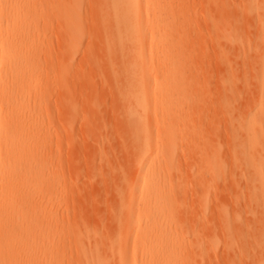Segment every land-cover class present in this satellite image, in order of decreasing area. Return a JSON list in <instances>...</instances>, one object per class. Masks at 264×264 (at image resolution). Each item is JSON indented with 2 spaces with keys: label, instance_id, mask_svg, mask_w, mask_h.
Returning a JSON list of instances; mask_svg holds the SVG:
<instances>
[{
  "label": "bare ground",
  "instance_id": "1",
  "mask_svg": "<svg viewBox=\"0 0 264 264\" xmlns=\"http://www.w3.org/2000/svg\"><path fill=\"white\" fill-rule=\"evenodd\" d=\"M248 1L246 12L258 16L262 29L260 59L263 73L257 101L261 112L250 117L245 126L234 127V132L241 134L243 141L231 158L232 166H239V171L244 167L240 177H245L250 197L255 199L258 194L264 195V0ZM74 2L77 1H52L56 18L58 22L60 18L64 19L65 33L69 37L82 31L81 22L74 19ZM227 7L223 12L230 10L235 14L238 11L234 2ZM36 8L29 0L0 2V264H62L66 246L75 251L78 264L202 263L213 244L206 247L194 232L192 242L184 235L180 219L183 210L181 187L179 182L175 183L172 174L177 156L176 140L180 133L173 99L184 77L181 64L174 56L179 34L171 9L167 8L165 0L96 1L94 26L106 51L103 64L117 89L118 109L131 140L132 151L129 153L134 150L139 154L128 172L129 175L132 173L131 177L126 171L122 178L123 174L120 175L121 185L112 183L117 187L115 194L119 199L111 211L112 221L117 222L118 227L112 236H102L98 229L89 230L86 224L88 227L78 228L75 222L76 225L68 220L63 204L70 181L65 186L63 175L60 174L59 180L58 170L48 166L46 141L51 130L46 127L43 117L48 95L46 91L36 92L47 80L36 64V56L24 54L30 47L27 39L35 35L28 23ZM232 34L229 32L227 38L220 33L217 41H222L217 42L218 47L226 41L229 47L232 46L230 43H236ZM58 65L60 68V61ZM153 71L156 77L149 83L146 76ZM233 80L232 76L227 79L230 93ZM153 121L157 126L156 133L151 126ZM103 151L99 153L102 155ZM217 154L218 149L212 147L201 155L200 168L210 173V177L216 172L222 173ZM101 155L99 159L104 164ZM71 188L68 189L71 191ZM45 189L49 194H42ZM59 209L62 211L58 240L60 252L54 253L53 250L50 252V246L55 242L50 236L51 228H47L46 233L44 230L38 233L34 220L38 214L52 215ZM257 213L264 215V201L258 211H254ZM233 221L241 222L240 216H234ZM224 224L226 230H231L227 218ZM81 228L85 230L80 231ZM226 248L230 252L236 250L231 237H228ZM241 250L237 252L239 256L243 254V258L254 251L248 253L244 250L242 253ZM239 256L233 257L236 260ZM235 260L233 262L237 264ZM258 264H264V260Z\"/></svg>",
  "mask_w": 264,
  "mask_h": 264
},
{
  "label": "rangeland",
  "instance_id": "2",
  "mask_svg": "<svg viewBox=\"0 0 264 264\" xmlns=\"http://www.w3.org/2000/svg\"><path fill=\"white\" fill-rule=\"evenodd\" d=\"M3 1L6 0H0ZM29 1L37 6L28 23L35 35L27 39L30 47L24 54L36 56V64L47 80L36 89L37 93L46 91L48 95L43 114L46 127L51 130L46 141L49 147L46 159L50 168L58 170L59 180L60 174L63 175L65 186L70 181V187H66L78 192L74 195L72 190H65L63 209L68 212L65 216L78 228L86 224L89 230L98 229L102 236H112L118 227L112 213L119 200L114 186L122 184L120 175L123 174L122 178L126 171L129 175L131 164H135L139 154L134 150L129 153L131 140L119 111L117 89L103 64L106 51L95 28L98 0H67L77 1L72 3L73 15L82 24V31L75 37L66 35L64 19L60 18L58 22L52 3L66 0ZM165 2L174 14L179 34L174 56L181 64L184 77L173 99L180 133L176 140V161L172 166L175 183L179 182L181 187L183 233L190 242L194 232L206 247L213 244L206 259L197 264H236L233 261L239 256V249L242 253L254 251L245 254L244 258L243 254L239 256L243 259L236 257L237 264H258L264 260V215H256L254 211H258L264 195L258 194L255 199L250 197L245 177H240L244 167L240 166L239 171V166H232L231 157L243 141L242 135L234 132V127L245 126L250 117L261 112L257 103L263 73L260 20L255 14L246 12L248 0ZM233 2L238 11L235 14L230 10L223 12ZM229 32L236 37V43H230L232 46L229 47L226 41V45L218 47L220 33L228 38ZM153 52L156 54L155 50ZM154 72L146 76L149 83L156 77ZM230 76L234 78L231 93L227 91ZM151 126L156 133L154 121ZM212 147L218 149L222 173L216 172L210 177V173L201 170L200 159L202 152L205 154ZM103 150L108 153L105 155ZM100 151H103L102 155ZM112 174L118 179L114 180ZM105 182H109V186ZM108 187L113 190L110 192ZM47 189L42 194H49ZM79 193L80 197L77 196ZM61 212L59 209L52 215L38 214L34 220L38 233L43 230L46 233L47 228H51L50 236L55 242L50 246V252L53 250L54 253L60 252ZM234 216H240L241 222H234ZM226 218L231 230L225 228ZM228 237L235 243V251L226 248ZM65 250L62 264H78L75 251L69 246Z\"/></svg>",
  "mask_w": 264,
  "mask_h": 264
}]
</instances>
